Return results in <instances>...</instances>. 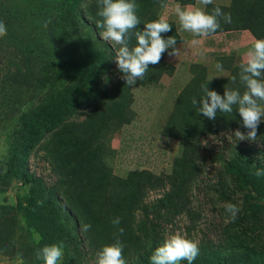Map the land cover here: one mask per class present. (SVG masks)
Returning <instances> with one entry per match:
<instances>
[{
  "label": "rangeland",
  "instance_id": "obj_1",
  "mask_svg": "<svg viewBox=\"0 0 264 264\" xmlns=\"http://www.w3.org/2000/svg\"><path fill=\"white\" fill-rule=\"evenodd\" d=\"M135 2L142 31L163 9L154 0ZM32 3L34 11L28 8ZM54 5L81 11L84 23L78 31L61 28L62 18L69 15H59ZM29 11L38 13L31 23L42 28L41 43L49 52L54 48L51 55L55 57L29 54L25 45ZM97 12L98 0H0V22L7 28V35L0 37V264H39L38 245L54 237L64 245L59 264H95L98 252L117 237L124 245L126 264H150L155 251L148 250L138 230L143 231V222L152 221L159 224L162 243L179 232L198 244L193 264H264V176L254 175L257 168L264 169V158L256 154L252 163L237 156L238 151L264 146V117L253 142L235 138L237 129L247 135L243 122L221 124L218 116L226 113L218 112L215 121L202 116L199 103H189L191 92L182 97L193 79L191 61L182 59V51L169 56V49L162 55V62L175 64L173 76H164L157 86H138L150 80L146 77L128 87L115 61L119 46L100 37ZM171 34L172 30L162 36L167 39ZM135 44L133 37L129 47ZM218 62L223 72L216 70L217 62L201 64L207 70L206 83L212 79L209 89H215L213 82L230 80L240 68ZM157 65H150L145 75ZM41 66L48 68L45 80H31L29 71L37 75ZM239 73L240 69L237 77ZM238 83L239 88L245 86L240 79ZM226 86L216 92L225 93ZM125 87L123 112L120 92ZM180 97L188 100L174 114ZM111 105L116 107L108 114ZM26 171L40 180L24 185ZM85 171L98 175L92 188L86 187L85 176L75 179ZM106 171L114 178L108 181L107 177L100 185ZM132 172L140 174L129 180ZM143 172L160 180L154 183ZM173 172L185 179L180 198L164 178ZM65 183L76 199L91 190L98 195L113 192L117 201L128 197L130 217L124 216L123 225L111 228L117 236L99 220L104 217L99 207L94 234L84 230L83 224L78 231L82 241L76 239V215L70 216L53 201V192L66 190ZM229 202L240 209L234 222L225 210ZM75 207L81 213L88 209L80 200ZM147 209L153 211L147 215ZM131 227L137 238L130 234ZM119 228L124 229L122 235ZM89 235H94V244Z\"/></svg>",
  "mask_w": 264,
  "mask_h": 264
},
{
  "label": "clouds",
  "instance_id": "obj_2",
  "mask_svg": "<svg viewBox=\"0 0 264 264\" xmlns=\"http://www.w3.org/2000/svg\"><path fill=\"white\" fill-rule=\"evenodd\" d=\"M213 4V0H195V4H188L181 7L176 4L174 8L175 15L178 17L182 31L191 33L194 37L191 44L199 46L203 39L209 38L217 33L221 28L220 19L225 23L232 22L231 14L224 13L219 7H215L209 14L200 6ZM160 7L165 14L152 22L144 24L141 31L138 26L141 25L140 18L137 15L138 5L135 0H98L97 15L101 18L97 21V28L102 29L99 33L104 41L110 42L116 48L115 61L117 67L123 76L122 80L128 87L135 86L138 80H142L150 65H157L162 59V55L169 49V56H177V40L174 36L164 39L162 33H168L172 27L167 19V10L169 5L165 0H160ZM47 27V24H45ZM7 35V28L3 22H0V37ZM136 40L133 47H129L130 41ZM245 61L241 64L239 79L245 85V91L241 94L239 89H229L225 87L223 96L215 90H209V83L202 84L203 96L198 102L195 98L192 100L193 106L199 103V113L208 120L215 121L217 113L230 114L234 106L242 118L243 127L248 129L247 135L240 130L234 132L238 141L257 140L258 126L264 117V39H256L251 48L245 53ZM215 68L218 72H223V64L217 62ZM236 77H232L235 83ZM255 167V165H253ZM257 177L264 176V169L257 168L254 172ZM43 203V202H39ZM225 210L234 222L240 211L239 207L232 203L225 205ZM114 226L120 224V218L112 221ZM84 230L91 228V225H84ZM124 232L119 228V235ZM63 243L45 246L36 253L38 259H42L44 264H59L63 258ZM124 245L117 237L116 242L104 246L97 254L95 264H126L123 257ZM199 255L198 244L187 239L179 232L166 238L162 246L158 247L150 257V264H180L186 260L188 264H193Z\"/></svg>",
  "mask_w": 264,
  "mask_h": 264
},
{
  "label": "trees",
  "instance_id": "obj_3",
  "mask_svg": "<svg viewBox=\"0 0 264 264\" xmlns=\"http://www.w3.org/2000/svg\"><path fill=\"white\" fill-rule=\"evenodd\" d=\"M154 1L156 3H160V0H154ZM176 1L181 3L182 5H188V4L195 3V0H176ZM52 7H53V11H55L59 15H63L65 13L69 15L68 17L62 18L61 28H63L64 30H66V28L70 27V28H72V30L78 31L77 28H80L81 27L80 25H82L84 23L83 16L80 13L81 11L79 9H77L76 7L71 8V9H66L63 7V5H61V6L54 5ZM215 7H219L221 9V11L224 13H230L231 18H232V22L230 24L225 23L224 20L221 18L220 19L221 28L218 31L249 30L255 36L256 39H264V0H233L232 4L228 7H221V6L211 4V5L206 6L205 11L210 14ZM28 8L33 10V11L36 9V7L34 6V3L29 4ZM35 13L34 12L32 13L29 11V14H28L29 24L27 27L28 33H27L26 38H25L26 48H27L29 54H33L34 56L46 54L50 57H55L56 54L51 55V53L54 52V48H49L51 51V52H49V50L47 48H45L43 46V44L41 43V36L44 35L42 28L41 27L37 28L31 23V21H34L33 17L35 15ZM36 14L38 15V13H36ZM36 22H38L37 19H36ZM168 22L170 23V25L172 27L171 37L174 36L176 38L177 46H178L182 42V37L178 33L176 25L171 21H168ZM79 42L82 43V38L79 39ZM103 47H106V51H111L112 56H114L113 49H111V47L108 44H104ZM218 61L233 63L232 58L219 59ZM205 68L206 67L201 65L200 63L192 64L190 67L191 73L193 74V79H192L190 86H187V88L184 90L182 97H184L188 92H189V94L191 92L192 95H190L188 97V98H190L189 103H191V104H192L193 98H195L199 102L201 97L203 96L201 85L207 84L206 83L207 70ZM47 69H48L47 67L45 68L44 66H41V68L38 69L39 72L37 75H36L35 71H29V78L31 80H35L36 82H42L47 77V75H46ZM239 69L241 70V68H238V69H235L233 71L234 77H236L235 83H233L232 78L230 80L226 79V80H221L218 82H213L211 84L215 87V89H209V90H215L216 91V89H220L221 87H223L224 83H227V86H226L227 88L239 89V91L242 94L246 89H245V86L242 88H239L240 87V84L238 83L239 77L236 76V72ZM175 71H176V67L173 64H171V63L169 64V63H166L165 61H163V62L161 61L148 75L144 76V78L150 77V80L145 81L143 83L139 82L141 85H138V86H143V87H145V86H157L160 84V81L162 80V78L164 76H166V75L167 76H173ZM139 83H137V84H139ZM27 86L29 87V85H27ZM127 91H128V89H127V87H125L120 92V96L122 98L121 104L123 103L121 106L123 108V112H125L124 109H125V106L127 105L126 99H125L127 96ZM218 94L223 96L224 91L220 90L218 92ZM188 98L184 99L182 101V98L180 97L179 100H177L178 101L177 105H176L177 108L175 107L174 114L178 113L179 111H181L183 109L182 104H184L183 102L188 100ZM113 107H116V105H111L107 108L108 114L111 112ZM219 113H221V112H219ZM124 116H126V115H124ZM218 120L221 121V124H225L226 122L227 123L231 122L232 124L243 122L242 118H240V116H237L236 106H234L233 112L230 113L229 115L228 114L224 115V116L219 115ZM125 123H127V121L124 122V125H125ZM119 129L120 128L117 127L114 130V132H116V130H119ZM59 132H56V133H59ZM256 154H258L264 158V146L261 148H259V147L250 148L247 151H238L237 156H238V159H240V160L250 159V160H252V163H253L254 162V156ZM77 173L78 172H74L73 175H77ZM138 174H140V173L132 172L131 175L129 176V180L134 179L135 176ZM141 174L146 175L148 177V180H149V176L152 177L154 183H156L160 180L159 177H154L149 172H143ZM81 176H85L88 180L86 187L88 186V187L92 188L95 185V179L98 175L96 173H93L90 171H85L84 174L75 177V179H78ZM107 177H108V181L114 178L113 175H110V173H108L106 171V172H104V177L102 178L100 185L103 183V181L107 180ZM164 178H165V180L169 181V184L170 183L172 184L173 192L174 191H175V193L177 192L178 193L177 196L179 198L182 197V195H180V194H181V190L183 188V183L185 180L184 177L181 174L173 172L172 175L164 176ZM69 179L71 180L72 178L69 177ZM39 180L40 179L36 176V174L31 173L29 171H26L22 177V183L24 185H31L33 183L38 182ZM117 180L122 182V183H129V180H120V179H117ZM146 181H147V179H146ZM63 187H67V189L64 191L61 189V190H58L57 192H55V191L53 192V201L60 208L62 207L64 209H66L69 212L70 216H72L73 213L76 215L77 220H79V226L77 224V226L74 229L73 234L76 237V239L79 240V242L82 241V239H81L78 231H80L83 224L84 225H91V228L88 229L87 232L94 234L95 225H96L95 219L97 218L95 215L97 212L96 208H99V207L102 208V214L104 215V217L102 218V220L101 219H99V220L108 225L110 232L114 235V237L117 235H116V233L112 232V230H111V228L114 226L112 221L115 218L119 217L120 218V224L123 225V223H121L122 218L124 216L130 217L128 210H129L131 202L129 201V199H127L128 197H125V198L117 201V198L114 197L113 192L102 194L99 191V195H98L97 193H95L94 191L91 190L89 193H86V194L81 192L78 199H76L74 193L70 192L69 183H65L63 185ZM172 197H174V195L173 196L169 195V199ZM79 200H80V202H84L87 204L88 209L86 212L81 213V211H79L75 207V203ZM145 209H146L145 207H142L143 211ZM147 211H148L147 215H149L150 212L153 211V209H147ZM86 216H87V219H85ZM101 222H100V224H101ZM80 224H81V226H80ZM105 226L106 225H103V227H105ZM99 227H102V226L100 225ZM142 228H144L143 231H140V230H138V231L142 232L143 238L146 239L148 250L150 249V250L155 251L158 247L163 245V243H162L163 236L161 235V231L159 229V224H155L154 221H152V222H149L148 225H146L143 222ZM59 230H60V232H63L62 229H59ZM134 231H135L134 228L131 227L130 234L133 237L137 238L136 233ZM106 237H107V235H106ZM88 239L91 242V244L95 243L94 241H92L94 239V235L93 236L89 235ZM53 244H59L58 238H56V237H54L53 239L47 238L46 240H44L42 242L41 245H38V249H36V251L38 252L43 247L50 246ZM82 252H83V249H82ZM76 253L80 254V247L78 245L76 248ZM253 253L255 254L254 251H253ZM37 260L39 261V264H44V261L42 259L37 258Z\"/></svg>",
  "mask_w": 264,
  "mask_h": 264
},
{
  "label": "crops",
  "instance_id": "obj_4",
  "mask_svg": "<svg viewBox=\"0 0 264 264\" xmlns=\"http://www.w3.org/2000/svg\"><path fill=\"white\" fill-rule=\"evenodd\" d=\"M233 0H213L212 5L221 7H228L232 4ZM167 4L169 8L167 10L168 21L173 22L176 25L178 33L182 37V42L177 46L179 53L182 51L184 56L183 60L191 61L190 65L200 63L203 65H211L217 62L219 59L232 58L235 65L241 66L245 61V53L251 48L255 36L249 30H229V31H217L213 36L203 39V42L199 46H193L191 41L193 39H201L200 37H194L191 33L182 31L178 21V17L175 15L174 8L176 4H180L183 8L186 5H182L176 0H168ZM195 4V3H193ZM203 10H206L205 6H200ZM162 14H165L162 10ZM175 66V64L172 62Z\"/></svg>",
  "mask_w": 264,
  "mask_h": 264
}]
</instances>
